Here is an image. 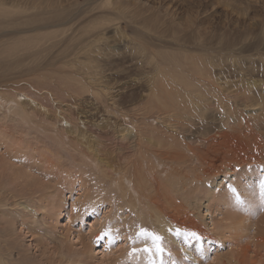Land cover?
Masks as SVG:
<instances>
[{
    "label": "rangeland",
    "instance_id": "1",
    "mask_svg": "<svg viewBox=\"0 0 264 264\" xmlns=\"http://www.w3.org/2000/svg\"><path fill=\"white\" fill-rule=\"evenodd\" d=\"M207 69L209 79L202 80ZM49 94L70 127L56 121ZM224 132L230 140L218 138ZM185 140L200 148L194 150L199 159L206 145L221 144L194 166L200 180L187 169L157 167L160 159L173 162L169 153ZM140 141L162 187L175 193L173 208L187 212L214 241L185 243L172 230L181 244L174 245L139 206L138 188L126 192L127 180L149 177ZM162 143L174 146L156 158L151 149ZM117 166L125 172L119 185L111 175ZM262 175L264 0H0V248L11 263L130 264L132 253L147 248L142 240L155 234L163 248L155 250L157 264H259ZM88 195L100 202L81 222L76 212ZM51 209L64 216L55 218ZM231 214L243 218L242 229L234 237L224 230L233 240L221 239L216 231ZM93 218L100 220L99 237L91 253L76 260ZM111 222L125 228L127 238L107 248Z\"/></svg>",
    "mask_w": 264,
    "mask_h": 264
},
{
    "label": "bare ground",
    "instance_id": "2",
    "mask_svg": "<svg viewBox=\"0 0 264 264\" xmlns=\"http://www.w3.org/2000/svg\"><path fill=\"white\" fill-rule=\"evenodd\" d=\"M203 22V21H202ZM176 33V32H175ZM175 35V34H174ZM196 42V41H195ZM211 44V43H210ZM14 45V44H13ZM205 46V45H203ZM200 47V46H199ZM202 80H205V79H209L207 78L208 75H209V71L208 69L207 70H204L202 73ZM211 75V74H210ZM220 78V77H219ZM218 80V79H217ZM219 81V80H218ZM165 82V80H164ZM211 82V81H210ZM214 82V81H213ZM226 82V80H225ZM219 83V82H218ZM227 84V83H226ZM192 85V83H189V86ZM219 85V84H218ZM217 85V86H218ZM231 85V84H230ZM257 85V84H256ZM260 85V84H259ZM14 86V85H13ZM221 86V85H220ZM229 86V85H228ZM263 86V85H262ZM169 87V85L165 82L164 84V93H165V90L166 88ZM191 87V86H190ZM216 87V86H215ZM226 87V86H225ZM230 87V86H229ZM223 88V87H222ZM221 88V89H222ZM237 88V87H236ZM153 89V87H152ZM220 89V90H221ZM240 89V88H239ZM249 90V89H248ZM225 91V90H224ZM230 91V90H229ZM244 91V90H243ZM22 91H17V93H20ZM223 92V91H222ZM235 92V91H234ZM225 93V92H224ZM235 94V93H234ZM241 94V93H240ZM7 95V94H6ZM10 95V94H9ZM170 94L167 95V97L169 96ZM20 96V95H19ZM237 96V94H236ZM241 96V95H240ZM10 97V96H9ZM49 97H50V101L53 105V111L55 113V115L58 117V119L56 120L58 122V124L60 125V122L63 121L64 124L66 125V127L64 128H67V127H70L71 126V123L69 122L68 120V117L64 114V110L63 108H61L62 106H56L58 105V102L54 100V98L49 94ZM21 98V97H19ZM262 98V96H261ZM154 99V98H152ZM250 101V98L248 99ZM35 105V103L32 102V105ZM23 107V106H22ZM21 110H19V112H23L24 113V108H20ZM58 111V115L56 114V112ZM202 112V111H201ZM21 115V114H20ZM202 115V113H201ZM24 117V116H23ZM126 121L129 122L128 119H125ZM215 121V120H214ZM79 123H81V121L79 120ZM131 124V123H129ZM124 127L126 129H129L131 126H128L127 124H125V122L123 123ZM249 125H247L248 127ZM183 131V129H181ZM186 130V129H185ZM132 131H133V128H130V131H128L130 133V136L132 134ZM177 131H175L176 133ZM186 132V131H185ZM190 132V131H189ZM195 132V131H194ZM171 134H173L172 131H170ZM188 133V132H186ZM184 133V134H186ZM192 133V131H191ZM196 133V132H195ZM127 134H124V136H126ZM177 136H179V138L181 139H184V135L183 133H177L176 134ZM186 136V135H185ZM218 138H222V139H227V140H230V138L225 135V132L219 136L217 135ZM163 138H166L168 140V138L165 136V135H162ZM76 138H79L78 136H76ZM211 139H213L211 137ZM78 140V139H77ZM126 140V139H124ZM215 140V139H213ZM223 141L224 143L227 141ZM168 142V141H167ZM141 143L142 141H140L138 143V146H139V149L141 150V152L143 154L140 155L139 157V160H141L142 162H144V160L147 161V163L149 164L150 166V169H149V172H148V180H146L144 183H139L136 182V181H130V180H127V183H126V192L127 191H131V192H134V187H137L138 188V192L136 190L135 194L138 196V204L139 206H146L147 208V212H149L148 214L150 215V217L152 218V223H153V227L157 228L158 231H160L161 233H164L165 234V238L167 240H172L174 245L176 246H180V242H178L177 240V236L175 234H172L174 233L176 230L179 231L181 234H182V238L184 239L185 243H189L191 238L192 237H205L206 239L208 240H213L211 236L207 235V233H204L203 230L200 228L199 229V226H198V223L195 221V220H192L189 216H188V213L183 211L182 213H180L179 211H176V209L173 208V205H172V201L170 200L171 196H175V193L174 192H171L168 190V186L167 189L165 187H162L161 185V181L160 179L155 176L156 174L154 173L155 172V169H156V166L152 165L151 162H152V158L150 157L151 156V153L149 152L148 148L147 149H143L142 146H141ZM204 144L206 143V141L203 142ZM163 145V143H162ZM160 146V145H159ZM174 146V143H171V145L169 146L168 149H166V146L163 145V147H160V149H151L152 152L154 153V157L158 158V157H161L163 158L164 157V154L168 153L170 148H172ZM215 146H221L220 143H216L214 142V144L210 147L209 145H206V148H207V151H205L203 157H205V159H199L195 156V151L199 150L200 148L196 147V146H191V143L189 142H183L182 145L178 146V147H174V149L172 150V152L169 153L170 156L172 157H169L173 160V162L171 163H163V159H160L159 160V164L157 165V167L160 165V168H170L171 170H173V167H177L179 168L178 170H181V171H184L185 169H187L188 172L192 173V177H194L196 180H200V175L198 173L195 174V168L194 166L196 167H200V165L202 166V161H208L211 157V155L213 156V149ZM242 146V145H241ZM203 147V145H202ZM179 148V149H177ZM174 150H176L178 153L175 154L174 153ZM195 150V151H194ZM203 150V149H202ZM211 152V153H210ZM205 154H207L208 156H205ZM189 155V156H188ZM193 157V159H190L189 157ZM195 156V157H194ZM189 158L190 161H191V165H187L186 163L188 162H185V158ZM247 159V160H246ZM251 157H245V160L244 161H248L250 162L251 160ZM214 161L217 160L215 158V155H214ZM195 162V163H194ZM247 162V163H248ZM253 162V161H252ZM133 163L134 162H131L130 164L133 166ZM213 163V162H212ZM143 163H139L135 168L136 170L138 169L137 167L139 165H142ZM195 164V165H194ZM205 164V162H204ZM203 164V165H204ZM262 164V163H261ZM134 167V166H133ZM215 167V166H213ZM217 167V166H216ZM219 167H221V165H219ZM228 170L229 167H224ZM213 169V168H212ZM193 170V171H192ZM199 170V169H198ZM178 172V171H177ZM175 172V174L177 173ZM201 172H203V175H205V171L204 170H201ZM112 177H114V182L117 183V185L121 184V180H124V173L125 172H121V169L119 166H117V168L115 170L112 169ZM207 173V172H206ZM170 174V173H169ZM262 180H264V175H262ZM191 178L188 177L187 180H190ZM262 183V182H261ZM264 183V182H263ZM262 183V184H263ZM264 185V184H263ZM264 191V190H263ZM194 194V193H193ZM198 194V193H197ZM98 197V196H97ZM193 197V196H192ZM202 197V196H200ZM100 200V197H98L96 199V197L94 196H91V195H88L85 197V200H82L81 202H79V208L80 210L76 212V215L80 216V219H81V222H83L84 218L87 216V214H89L91 211L93 210H97L96 207L97 205L99 204V201ZM195 198L193 199H189V201H194ZM175 201V200H174ZM130 203H132L134 206H135V209L138 208V205H137V201L134 202L133 200L130 201ZM178 203V202H177ZM175 204V203H174ZM176 205V204H175ZM179 207L181 208V206L179 205ZM45 207H43L44 209ZM52 210V213H53V216L56 218L58 216H64V212L62 211H55V209H51ZM227 212H230V211H227ZM236 214V213H235ZM228 215L229 217L228 218H223V223L226 222L225 225H223L224 227H219V225H216V228L217 231H216V228L214 231H216V235H218L221 239H230V240H233V237L234 236H237V233L240 232L239 230L242 229L241 225L243 224V218H240L239 216L237 215ZM71 217H68L66 216V219H67V223L71 222ZM94 221H92V223H90V226H89V232L90 235H88V237H81L80 239V243L83 244V252L79 253L78 255H75V258L76 260L79 259L80 257H83V255H86V254H89L91 253L92 249H91V245H93L94 241L99 237L98 234L96 233L95 231V227L96 225H98L100 223V220L96 219V218H93ZM221 225V224H220ZM105 226V225H103ZM218 226V227H217ZM214 228V227H213ZM103 230H104V227H103ZM174 231V232H170V231ZM225 230V231H224ZM227 232L228 231H232V236H227L224 232ZM224 231V232H223ZM105 233L107 234L106 237H107V242H105V246H107V248H109L110 246V243H112L113 241H115V239H118V237H121L123 239L126 240L127 236H126V231H125V228H117L116 225H114V223L111 222V224H109L107 227H105ZM192 233H195L196 236H193ZM201 233V234H200ZM202 233H203V236H202ZM207 235V236H206ZM215 236V235H214ZM164 238V239H165ZM194 239V238H193ZM124 240V241H125ZM10 241V240H9ZM13 241V240H12ZM86 241V242H85ZM106 241V240H105ZM194 241V240H193ZM214 241V240H213ZM8 242V241H7ZM142 243H147L146 245L147 248H143L142 250L144 251H136L134 253H132L129 257H128V262L130 264H157V262L160 260L157 259V254H156V247L154 246V242L153 240L152 241H143L142 240ZM171 243V244H173ZM8 244V243H7ZM164 244H167V243H164ZM199 244L200 242L197 241V247L199 248ZM5 245V244H4ZM10 245V244H9ZM11 245H14V244H11ZM44 245V244H43ZM169 245V243H168ZM6 246V245H5ZM261 246V245H259ZM263 246V245H262ZM7 248H10L11 250V247H7ZM168 252L170 251V255L172 258H175L177 256V254L175 255L174 251L173 253H171L172 250H170V248L168 246H166ZM186 248V247H185ZM208 246H206V250H207ZM256 248V247H255ZM187 249V248H186ZM257 249V248H256ZM9 251V249H7ZM264 250V249H263ZM6 251V248L5 249H1L0 248V264H23L24 263V260H23V263L20 262V261H17L15 263H11V255L10 256H6L7 253H5ZM16 251H18L16 249ZM167 252V253H168ZM257 252V251H256ZM12 253V252H11ZM177 253V252H176ZM264 253V251H263ZM64 252H61L60 253V260L66 258L65 257V254ZM17 255V253L15 254ZM105 255V254H103ZM11 257V258H9ZM18 257H19V254H18ZM21 257V256H20ZM152 257V258H151ZM170 257V258H171ZM16 258V257H15ZM74 258V257H73ZM11 259V260H10ZM14 259V258H13ZM23 259V258H22ZM16 260V259H15ZM19 260V258H18ZM59 260V259H58ZM59 260V261H60ZM83 260V259H82ZM80 259V261H82ZM177 261H179V259H176ZM52 261V260H51ZM55 261V260H54ZM80 261L78 260V262L80 263ZM148 263H147V262ZM161 261V260H160ZM13 262V261H12ZM48 262V261H47ZM50 262V261H49ZM53 262V261H52ZM72 262V261H71ZM69 262V263H71ZM76 262V261H75ZM73 262V263H75ZM228 262V261H226ZM33 263V262H32ZM36 263L38 264H41L40 260H38ZM59 264V262H57ZM67 263V261H66ZM159 263V262H158ZM229 263V262H228ZM228 263H225V264H228ZM28 264V263H27ZM35 264V263H33ZM52 264V263H50ZM259 264H264V257L263 259L259 262Z\"/></svg>",
    "mask_w": 264,
    "mask_h": 264
},
{
    "label": "snow or ice",
    "instance_id": "3",
    "mask_svg": "<svg viewBox=\"0 0 264 264\" xmlns=\"http://www.w3.org/2000/svg\"><path fill=\"white\" fill-rule=\"evenodd\" d=\"M144 232V230H142V233ZM144 234H147V233H144ZM152 236V239H153V242L155 244V247H156V251L158 253L162 252L163 251V248L161 247L160 245V241H161V237L155 235V234H150ZM177 235H179V231H177ZM193 236H196L195 233H192Z\"/></svg>",
    "mask_w": 264,
    "mask_h": 264
},
{
    "label": "built area",
    "instance_id": "4",
    "mask_svg": "<svg viewBox=\"0 0 264 264\" xmlns=\"http://www.w3.org/2000/svg\"><path fill=\"white\" fill-rule=\"evenodd\" d=\"M33 91H34V90H33ZM22 94H24V93H22ZM16 95H17V97L19 98V95H21V94H18V93L16 92ZM56 106H60V105H56ZM61 108H62V107H61ZM56 114L58 115V111L56 112ZM60 126H61V127H66V125L64 124L63 121L60 122Z\"/></svg>",
    "mask_w": 264,
    "mask_h": 264
}]
</instances>
